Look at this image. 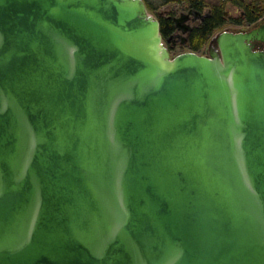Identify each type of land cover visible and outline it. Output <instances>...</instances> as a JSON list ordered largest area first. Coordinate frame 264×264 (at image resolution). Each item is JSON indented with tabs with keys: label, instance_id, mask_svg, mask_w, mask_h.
Segmentation results:
<instances>
[{
	"label": "water",
	"instance_id": "95a60500",
	"mask_svg": "<svg viewBox=\"0 0 264 264\" xmlns=\"http://www.w3.org/2000/svg\"><path fill=\"white\" fill-rule=\"evenodd\" d=\"M162 13L0 0V264H264V19Z\"/></svg>",
	"mask_w": 264,
	"mask_h": 264
},
{
	"label": "trees",
	"instance_id": "16d2710c",
	"mask_svg": "<svg viewBox=\"0 0 264 264\" xmlns=\"http://www.w3.org/2000/svg\"><path fill=\"white\" fill-rule=\"evenodd\" d=\"M147 8L152 10L156 8L150 0H144ZM188 3V6L193 8L194 10L202 11L203 8L206 6L205 0H161L158 4H165V3ZM245 10L247 14V21L249 23L256 21L260 18V12H253L251 14L250 9L245 6ZM256 10V9H255ZM259 11V10H256ZM160 22V31L163 38H168L171 32L175 29L172 17L169 15L158 16ZM225 17L223 14V2H216L213 4L210 9L208 15H206L203 20L195 25L189 36H188V47L190 50L198 51L202 48L206 40L211 36L212 32L218 28H221L225 23ZM241 22V21H237Z\"/></svg>",
	"mask_w": 264,
	"mask_h": 264
},
{
	"label": "rangeland",
	"instance_id": "374dc122",
	"mask_svg": "<svg viewBox=\"0 0 264 264\" xmlns=\"http://www.w3.org/2000/svg\"><path fill=\"white\" fill-rule=\"evenodd\" d=\"M160 1L161 0H150V2L156 6V8L149 10L154 15H157L158 12L162 11L163 12L162 16L164 15L170 16L171 14L175 16H179V11L187 12L189 8L188 3L186 2L183 3L172 2V3H165L160 5L158 4ZM205 2H206V6L201 11L202 13L207 12L208 9H210V7L216 2H223V14L226 21L221 28H218L212 32L211 36L206 40L202 48L198 50L200 52H203L204 50L208 49L207 47L209 45V41L211 37H213L216 33L222 30H232V31L241 30V26L235 20L240 19L241 11L245 10V6H247L249 9L259 10V12L261 13L260 14L261 19L259 21H261L263 19L262 17H264V0H205ZM201 21H202L201 19H197V21H195L194 24L197 25ZM252 26L253 25L249 27ZM188 50H190L188 47V39L186 40L185 43L184 42L182 43V41L179 40L177 48L175 49V51H171V55H175L179 52H184Z\"/></svg>",
	"mask_w": 264,
	"mask_h": 264
},
{
	"label": "flooded vegetation",
	"instance_id": "af4514ba",
	"mask_svg": "<svg viewBox=\"0 0 264 264\" xmlns=\"http://www.w3.org/2000/svg\"><path fill=\"white\" fill-rule=\"evenodd\" d=\"M188 9H193V8H191V7H189ZM209 10V9H208ZM250 11H251V14L254 12H259V11H256L255 9H250ZM183 11H179V15L182 13ZM249 14H247V12H246V10H242L241 11V14H240V19H237V20H235V21H241V22H237V23H239V25L241 26V29H245V28H247V27H249V26H251V25H256L257 23H259L260 21V19H261V17L260 18H258L256 21H254V22H251V23H249L248 21H247V16H248ZM171 17H173V16H175V15H170ZM190 16H192V15H190ZM244 18V19H243ZM263 19H264V17H262ZM197 19H199V18H196L193 22H192V28L195 26V21H197ZM262 19V20H263ZM201 20H203V19H201ZM191 23V22H190ZM192 28H191V30H192ZM191 30L188 32V34H187V39H188V36H189V34H190V32H191ZM178 33H179V31L175 28L172 32H171V34H170V36H171V38H170V40L169 41H166L165 43H166V45H167V47L169 48V50H170V52L171 51H175V49L177 48V45H178V41L180 40H182L179 36H178ZM167 39V38H166ZM181 46V45H180ZM208 49L207 50H204L202 53H206V54H208V52L209 51H212V50H214L215 48H216V45H215V41H214V36L213 37H211V39H210V41H209V45H208V47H207ZM180 53V52H179Z\"/></svg>",
	"mask_w": 264,
	"mask_h": 264
}]
</instances>
